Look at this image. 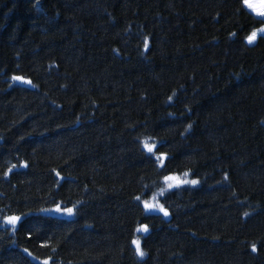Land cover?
Wrapping results in <instances>:
<instances>
[{
  "label": "trees",
  "instance_id": "obj_1",
  "mask_svg": "<svg viewBox=\"0 0 264 264\" xmlns=\"http://www.w3.org/2000/svg\"><path fill=\"white\" fill-rule=\"evenodd\" d=\"M243 1L0 0V264H264Z\"/></svg>",
  "mask_w": 264,
  "mask_h": 264
},
{
  "label": "snow or ice",
  "instance_id": "obj_2",
  "mask_svg": "<svg viewBox=\"0 0 264 264\" xmlns=\"http://www.w3.org/2000/svg\"><path fill=\"white\" fill-rule=\"evenodd\" d=\"M244 3L248 8L255 11L257 13V15L264 17V6H261L260 9H257V7L255 5L249 3V0H244ZM260 31L262 33H264V29H261ZM256 38H257V33L252 32L251 35L247 37V42L249 44H252L255 42ZM20 79H21L20 77H13V80H20ZM28 83H30V82H28ZM145 147L147 148V150L149 152L152 151V148L148 147L147 145H145ZM192 183L195 184L197 182L193 180ZM145 208H149V205L145 204ZM59 210L60 209L58 208L57 211H59ZM72 211H73L72 209H67V213L69 215L72 214ZM159 211L162 212L165 216L168 215L167 211H165L163 207H160ZM19 219H20L19 217H9V218H7L6 222L10 223V224H15ZM141 230L144 232H147L148 231L147 226H143ZM133 243L136 245L137 254L140 255L141 257H143L144 253L141 250L140 244L137 241H133ZM256 250H257L256 247L253 246L252 251L255 252ZM45 264H47V262H45Z\"/></svg>",
  "mask_w": 264,
  "mask_h": 264
},
{
  "label": "rangeland",
  "instance_id": "obj_3",
  "mask_svg": "<svg viewBox=\"0 0 264 264\" xmlns=\"http://www.w3.org/2000/svg\"><path fill=\"white\" fill-rule=\"evenodd\" d=\"M243 2H244V1H243ZM249 3L255 5V6L257 7V9H260L261 6H264V0H249ZM244 6H245V9H246L250 14H253V15L257 16V17H260L262 20H264V17L257 15V13H256L255 11H253L252 9L248 8V7L245 5V3H244ZM261 29H264V23H263V26H262V27H260V28H258V29H256V30H254V32L257 33V36L264 35V33H262V32L260 31ZM247 44H248V45H253L254 43L249 44V43L247 42ZM155 200H156V197H153L152 199H150V200L146 203L147 205H149V208H148L149 211H156L157 206H156L155 203H154Z\"/></svg>",
  "mask_w": 264,
  "mask_h": 264
}]
</instances>
